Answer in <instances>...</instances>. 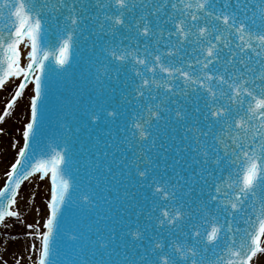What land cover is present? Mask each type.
Wrapping results in <instances>:
<instances>
[{
	"label": "snow or ice",
	"instance_id": "obj_1",
	"mask_svg": "<svg viewBox=\"0 0 264 264\" xmlns=\"http://www.w3.org/2000/svg\"><path fill=\"white\" fill-rule=\"evenodd\" d=\"M12 78L0 122L32 95L0 226L47 177L34 264L264 254V0H0V88Z\"/></svg>",
	"mask_w": 264,
	"mask_h": 264
},
{
	"label": "bare ground",
	"instance_id": "obj_2",
	"mask_svg": "<svg viewBox=\"0 0 264 264\" xmlns=\"http://www.w3.org/2000/svg\"><path fill=\"white\" fill-rule=\"evenodd\" d=\"M19 83L20 79L17 80L13 78L3 87L2 91H0V114L3 113V111H1V103L6 94L9 92L8 89L10 87L16 88ZM29 92L32 93L31 84L24 91L23 95L18 98L14 108L10 112V115L6 117L3 122H0V129H3L4 132L13 131L16 133V129H18L19 126L22 127L23 123H25V118H27L28 121L30 116L29 98L32 95L31 94L29 96ZM14 144L15 147H13ZM22 145V133H18L11 140H6L4 137L1 139L0 186L3 185L6 179L5 173L10 169V165L15 161L19 147ZM10 158H14V160H12L9 164L8 161ZM35 181L37 182L34 183ZM41 182L47 183L45 188H47L46 190L49 196V179L47 177L41 179L40 174L33 176L21 186L19 191L20 196L26 184L31 183L32 189H29V191L25 194V200L23 199L22 201V197H18V203L22 201L20 203L21 207L18 206V204L15 206V210L20 212V217L6 219L3 226L0 227V264H17V261H19V264H34L37 259L41 243L40 239H38L39 244H34L36 246V251H33L31 246L37 239V236L35 235L37 233V224L41 222L43 226L47 214L46 203H44L43 199L38 197V194L41 192V186L39 185ZM33 194H35L34 199L32 198ZM29 224H36V226L32 227L31 231H29ZM29 232L33 233V235H29ZM262 260H264V254H259L256 258H254L253 264H261Z\"/></svg>",
	"mask_w": 264,
	"mask_h": 264
},
{
	"label": "rangeland",
	"instance_id": "obj_3",
	"mask_svg": "<svg viewBox=\"0 0 264 264\" xmlns=\"http://www.w3.org/2000/svg\"><path fill=\"white\" fill-rule=\"evenodd\" d=\"M14 89H15V87H10L8 90H9V92L6 94V96L4 97V99L2 100V103H1V111H3L4 110V108H5V105H6V103L8 102V100H10V98H11V96L13 95V93H14ZM32 93H30L29 92V96L31 95ZM30 99V98H29ZM26 121H27V118H25V123H26ZM25 123H23V125L25 124ZM23 125H22V127H23ZM22 127L21 126H19V128L18 129H16V133L15 132H13V131H2V132H0V141H1V139L4 137V138H6V140H11L12 138H14V136H16L18 133H22ZM0 153H1V147H0ZM12 160H14V158H10V160L8 161L9 162V164H10V162H12ZM37 181H35L34 183H36ZM40 186H41V192L38 194V197H40L41 199H43V201H44V203H46V201H47V198H48V192H47V188H45V186H47V183L46 182H41L40 184H39ZM29 189L31 190L32 189V187H31V183H29V184H26V186L24 187V189H23V191H22V194L19 196L21 199H22V201H23V199H24V197H25V194L29 191ZM26 198V197H25ZM25 200V199H24ZM22 201H20L19 203H18V206H20V203L22 202ZM30 205H31V202H30ZM21 207V206H20ZM33 225V227H35L36 226V224H32ZM39 225H40V227L39 228H37V231L36 232H38V231H43L44 229H43V226H42V224H41V222L39 223ZM36 229V228H35ZM29 231H31V229L29 230ZM38 239H39V237L37 236V241L35 240V243L33 242V244H39V241H38Z\"/></svg>",
	"mask_w": 264,
	"mask_h": 264
},
{
	"label": "water",
	"instance_id": "obj_4",
	"mask_svg": "<svg viewBox=\"0 0 264 264\" xmlns=\"http://www.w3.org/2000/svg\"><path fill=\"white\" fill-rule=\"evenodd\" d=\"M26 51H27V50H24V49L22 48V53H23V55H22V63H26V62H27V61H26ZM53 122H55V117H54V116H53ZM76 216H80V214H79V212H78L77 210H75V209H73V210L67 212V213L65 214V220L62 221V226H66V225L69 224V223L73 224V223H72V222H73L72 217L76 218ZM73 225H74V224H73Z\"/></svg>",
	"mask_w": 264,
	"mask_h": 264
}]
</instances>
